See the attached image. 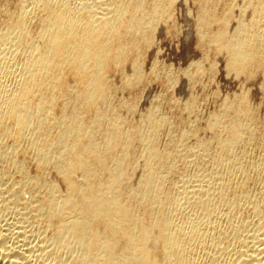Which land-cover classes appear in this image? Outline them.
Wrapping results in <instances>:
<instances>
[{"label":"bare ground","instance_id":"bare-ground-1","mask_svg":"<svg viewBox=\"0 0 264 264\" xmlns=\"http://www.w3.org/2000/svg\"><path fill=\"white\" fill-rule=\"evenodd\" d=\"M14 1L0 6V264H264V155L251 160L250 148L239 149L264 150L246 84L264 72V0L193 3L203 61L188 66L190 77L213 76L219 59L251 90L217 104L207 125L213 136L207 130L211 139L191 149L184 141L195 130H179L172 111L161 114L154 102L135 121L139 97L117 95L146 78L144 55L168 39L160 30L186 0ZM210 52L214 60H205ZM170 130L180 138L162 147L159 135ZM202 157L212 166L194 183L183 168ZM242 208L256 220L240 217Z\"/></svg>","mask_w":264,"mask_h":264},{"label":"rangeland","instance_id":"rangeland-1","mask_svg":"<svg viewBox=\"0 0 264 264\" xmlns=\"http://www.w3.org/2000/svg\"><path fill=\"white\" fill-rule=\"evenodd\" d=\"M6 0H0V6L5 2ZM9 3H8V5L11 7V8H13L14 7V4H15V1L13 0H7ZM190 0H188V2H187V0L186 1H184V3L183 2H180L179 4H177L176 6H175V8L176 9H178V10H176L175 8H174V13L173 14H176V15H174L173 16V19H172V21H169L166 25H168L167 27L165 26V27H163L160 31L162 32H160L161 33V35H163V37L165 38H167L168 36V39H164L161 35H159L158 33H159V31L156 33V39L157 40H160L159 38L160 37H162L161 38V40L162 39H164V40H160L161 42H156V45H155V48H153V49H149L150 50V52L149 51H147L148 53H150V54H152L151 55V58H152V56H153V58L151 59L150 58V54L148 55V54H146V55H144L145 56V59H143V65L144 66H148V70H147V68L146 67H143V69H144V72H145V74L147 73V75H146V78L142 81V82H140L136 87H134V88H132V89H128L127 91L126 90H120V91H118V93H117V95H118V99L119 100H123V101H125L126 99H128L127 101H125V102H130L131 100H134V98H136L137 96L139 97V99H138V102H137V105H139V103H140V105L138 106V107H140V108H138L137 109V105H136V107H135V109L136 110H134V112H133V115H132V117H133V119L135 120V121H138V120H140L145 114H147V112H148V109H150L151 107H153L154 106V104L155 103H157V104H155V106H154V108L158 111V112H160L161 114H162V112H166V113H163L164 115H166L167 113H168V115H170L169 113H171L170 111H172L173 113H174V115H173V113H171L173 116H172V119L173 120H170V121H172V122H176V123H178V125H179V130L181 129V131H184V129H185V131H188V130H190V129H192V130H195L194 131V133L193 132H191L190 134H189V136H187L186 138H185V145H186V147H188V148H194L197 144V141L199 140V139H203V140H207V141H209L211 138L210 137H212L213 136V134H211L212 132H211V130L209 131V127L207 126V125H209V123L211 122L210 120H213V118H215L214 116H215V113H217L218 111H219V109H221L222 108V106L221 105H223L226 101H228V100H231V99H233L234 98V96H236V95H238V94H240V91H241V93L243 92V90L245 89V90H251L252 89V93L250 92V91H248L250 94H251V97H250V94H249V97H250V101H252L250 104H252L251 105V107L252 108H256L255 110H256V115H258V119L256 120V122H258L259 121V123H257L256 125H260V126H262L263 125V123L262 122H260V121H262L259 117H261V116H259V114L260 115H262V117H264V101H262V100H264V89H263V87H262V83H263V79L262 80H260L263 76H264V72H260L259 74H257L255 77H254V79L251 81V79H247V81H246V79H242V78H240V79H242L241 80V82H242V85L240 84L241 82H240V79H239V77L237 78H234V79H230V78H232V77H229V76H227L226 75V70L225 69H221V67L220 66H225L224 65V63L222 62V61H220L219 59L217 60L216 59V64H217V69H216V71L217 72H214V73H212L213 74V76L211 75V73H206V74H204V77H206V78H202L201 76H200V78H199V80H198V78L196 79V82H195V76H192V77H190L191 75H189V71L190 70H192L193 68H194V66H195V64H196V61L198 62L201 58V56H202V61H203V51H202V49L200 48V46H198V41H199V39H198V35L196 34V31L194 30L195 28H193L192 26H193V23H192V20H193V17H195L194 15H196L195 13H197V12H195V9L197 8L196 7V3H195V0H194V2H193V0H191L190 2H189ZM11 2V3H10ZM14 2V3H13ZM192 4V6H193V3L195 4L194 6L196 7V8H194V6L192 7V6H190V4ZM179 5V6H178ZM182 6V7H181ZM187 6H189V8L192 10V11H190V12H193V14L191 13L190 14V12H187V10L186 9H188V7ZM177 7H179V8H177ZM186 8V9H185ZM194 9V10H193ZM198 9V8H197ZM175 10H176V12H175ZM189 10V9H188ZM198 11V10H197ZM186 12V13H185ZM195 12V13H194ZM185 13V14H184ZM0 17H3V13H0ZM186 15V16H185ZM191 15V16H190ZM192 17V18H191ZM189 18H191V19H189ZM174 20V21H173ZM191 20V21H190ZM175 22V23H174ZM191 22V23H190ZM33 23L35 24V20H33ZM170 23H171V25H170ZM173 23V24H172ZM178 23V24H177ZM192 24V26H190ZM177 26V27H176ZM175 27V28H174ZM181 27H183L182 29H181ZM191 27H192V29H193V33H191L192 31V29H191ZM168 28H169V30L170 31H168ZM170 28H174L175 30H171ZM183 33V34H181L179 37H178V34L180 33V31L178 30V29ZM233 29V28H232ZM234 30V29H233ZM233 30H231V32L233 31ZM195 31V32H194ZM163 32H165V34L163 33ZM168 32V33H167ZM179 32V33H178ZM196 34V35H195ZM172 35H174V36H172ZM177 35V36H176ZM160 36V37H159ZM182 36V37H181ZM176 37V38H175ZM194 37H196V38H194ZM170 38H171V40H170ZM175 38V39H174ZM172 39H174V40H172ZM177 39V40H176ZM179 39V40H178ZM197 39V40H196ZM197 41V42H196ZM159 43H161V44H159ZM197 45V46H196ZM156 47H157V49H156ZM160 47V48H159ZM198 48H200V49H198ZM154 50L156 51L155 53H154ZM146 52V53H147ZM152 52V53H151ZM201 52V53H200ZM159 54H161L160 56H159ZM210 54V55H209ZM208 54V56H206V57H204L205 58V60H206V58H208L207 60H214V58H215V54L213 53V52H210ZM201 55V56H200ZM157 56H159V59H157ZM213 56V57H212ZM154 57L157 59V60H155L154 59ZM212 58V59H211ZM153 59H154V61H153ZM199 59V60H198ZM148 60V61H147ZM200 60V61H201ZM147 61V62H146ZM150 61H153V62H151V63H149ZM199 61V62H200ZM195 64H194V63ZM219 64H218V63ZM157 63V64H156ZM223 63V64H222ZM147 64H150V65H147ZM170 65L172 66L171 68H169L170 67ZM218 65H220V66H218ZM174 66V67H173ZM188 66H189V68H192V69H188ZM149 67H151L150 69H149ZM219 68V69H218ZM225 68V67H224ZM176 71H174V70ZM178 69L179 70H181V72L180 71H178ZM183 69H185L186 71H184ZM161 70V71H160ZM167 70V71H166ZM183 70V71H182ZM128 71H130V72H128ZM170 71V72H169ZM174 71V72H173ZM178 71V72H177ZM169 72V73H168ZM172 72V73H171ZM186 72L188 73V74H186ZM127 73L128 74H131L132 73V71H131V69H129V68H127ZM166 73V74H165ZM173 73H176L175 75L173 74ZM179 73V74H178ZM183 73H185L186 75H187V78H184V77H186V75L184 74V77H182V75H183ZM224 73V74H223ZM263 73V74H262ZM150 74V75H149ZM158 74V75H157ZM169 74H173V75H171L172 77H171V79L168 77L169 76ZM214 74H215V76H214ZM153 75V76H152ZM209 75H210V77H212V78H214V80L216 81V82H212L211 80H213L212 78H209ZM263 75V76H262ZM148 76V77H147ZM176 76V77H175ZM189 76V77H188ZM203 76V75H202ZM225 76H227V77H225ZM260 77L259 79H258V77ZM121 76L120 75H114V77H112V79H111V82L114 84V86L117 88V87H121V85H122V78H120ZM155 77V78H154ZM162 77H164V78H161ZM179 77H181V78H179ZM195 77V78H194ZM208 77V78H207ZM229 77V78H228ZM121 80H120V79ZM166 78L168 79V80H166ZM175 78H176V81H174L175 80ZM191 78V79H190ZM227 78H228V80L230 79V81L232 80L233 82H230V81H228L227 80ZM255 78H257V81H255V82H253L254 80H255ZM149 79V80H148ZM158 79V80H157ZM182 80V81H180V80ZM184 79H186L187 80V84H189V85H187V84H185V86H184ZM189 79L192 81V79L194 80V81H192L193 82V84H192V82L191 81H189ZM202 79V80H201ZM206 79V80H205ZM208 79V80H207ZM209 79H210V81H209ZM237 79V80H236ZM153 80V81H152ZM157 80V81H156ZM163 80V81H162ZM178 80H179V82H178ZM201 80V81H200ZM213 80V81H214ZM246 82H248V83H246ZM249 80V81H248ZM116 83V81H117V83L115 84L114 82ZM120 81V82H119ZM148 81H150L149 83H148ZM174 81V82H173ZM199 81V82H198ZM205 81H208L209 82V84L208 85H206V82ZM237 82V85H238V83L241 85H239L238 87H237V85H236V82ZM250 81L252 82V84L250 83ZM259 81H260V83H259ZM181 82V83H180ZM183 82V83H182ZM191 82V83H190ZM201 82V83H200ZM205 82V83H204ZM120 83V84H119ZM156 83V84H155ZM167 83V85H165ZM179 83H180V86H179ZM197 85H196V84ZM200 83V84H199ZM212 83V84H211ZM250 84L249 86L251 87V89H249V87H247V86H243V85H246V84ZM254 83V84H253ZM255 83H257V87L255 86ZM174 85V87L173 86H171V87H168V86H170V85ZM192 84V85H191ZM195 84V85H194ZM201 84H204V85H202V89L200 88V86H201ZM211 84V85H210ZM260 84V85H259ZM179 86V87H177V86ZM190 85H191V87H190ZM210 85V86H209ZM183 88H182V87ZM253 86H254V88H253ZM141 87H142V89H141ZM179 88V89H177V88ZM194 87H195V89H194ZM197 87H199L201 90H204L202 93H201V91L200 92H196L197 90H196V88ZM208 87V88H207ZM240 87H241V89H240ZM242 87L244 88V89H242ZM259 87H260V90H262L263 91V93H262V91H260L259 90ZM145 90H144V89ZM173 89V90H171L170 91V89ZM175 88H176V91H174L175 90ZM185 88V89H184ZM198 88V89H199ZM205 88H206V90H205ZM240 90H239V89ZM256 88H257V90H256ZM142 90V91H144V95L142 94V92L140 91V90ZM164 89V90H163ZM192 89V90H191ZM196 90V91H195ZM218 90V91H217ZM244 90V91H245ZM123 91L125 92V93H123ZM132 93H131V92ZM137 91V92H136ZM174 91V92H173ZM199 91V90H198ZM220 91V92H219ZM256 91V92H255ZM127 92H129V93H127ZM136 92V93H135ZM167 92V93H166ZM196 92V93H195ZM219 92V93H218ZM239 92V93H238ZM135 93V94H134ZM200 93V94H199ZM222 95H221V94ZM123 94V95H122ZM125 94V95H124ZM127 94H129V95H127ZM163 94V95H162ZM174 94H176V95H173ZM196 94V95H195ZM214 94H215V96H214ZM216 94H219V97L221 98V100L219 99V97H218V95L216 96ZM232 94V98L231 97H227L228 95L230 96ZM171 95H172V97H171ZM194 95V96H193ZM197 95H199L198 97H197ZM124 96H125V98H124ZM135 96V97H134ZM177 96V97H176ZM192 96H193V98L196 96V98H192ZM223 96V97H222ZM121 97H123V98H121ZM128 97V98H127ZM164 97L166 98V99H164ZM169 97H170V100H169ZM175 97L177 98V99H175ZM189 97V98H188ZM216 97V98H215ZM225 97H227L228 99H226ZM254 97V98H253ZM142 98V99H141ZM198 98V99H197ZM218 98V99H217ZM223 98V99H222ZM131 99V100H130ZM173 99H175L174 101L177 103H173V104H171L173 101ZM188 99V100H187ZM192 99V100H191ZM195 99H197V100H199V101H197V100H195ZM252 99V100H251ZM257 99V100H256ZM139 100H141V101H139ZM157 102H156V101ZM164 100V102H162ZM165 100H169V101H166V105H165ZM224 100H225V102H224ZM190 101V103H188ZM194 101V102H193ZM220 101V102H219ZM255 101V102H254ZM256 101H257V103H256ZM155 102V103H154ZM159 102H162V103H159ZM169 102V103H168ZM171 102V103H170ZM182 102V103H181ZM187 102V103H186ZM198 103V105H197V108H195L196 107V104ZM215 102H217V103H215ZM219 102V103H218ZM254 102V103H253ZM256 103V104H255ZM160 104V106H161V108L159 107L158 108V106L157 105H159ZM162 104V105H161ZM191 104V105H190ZM218 104V105H217ZM153 105V106H152ZM172 106L171 108H169V107H167V106ZM185 107L186 105V108H184L183 106ZM219 106V107H221V108H217V106ZM176 106V107H175ZM177 106H179L178 107V109L180 108V110L181 109H183V110H177ZM199 107V108H198ZM159 110H158V109ZM169 108V109H168ZM189 108V109H188ZM139 109H141V110H139ZM263 109V110H262ZM145 110V111H144ZM188 110V111H187ZM198 110V111H197ZM218 110V111H217ZM260 110V111H259ZM141 111V112H140ZM144 111V112H143ZM191 111V112H190ZM201 111V114H199V112ZM260 113H259V112ZM143 112V113H142ZM146 112V113H145ZM179 112H181L180 114H179ZM183 112V113H182ZM189 112V113H188ZM258 112V113H257ZM184 113H185V116H184ZM193 113V114H192ZM179 114V115H178ZM189 114H191V115H189ZM196 114V115H195ZM212 114V117H211V119H210V115ZM136 116V118H135V116ZM183 115V116H182ZM186 115H188V116H186ZM192 115H195L194 117H193V119H191V116ZM198 115V116H197ZM206 115V117H204ZM138 116V117H137ZM139 116H141V117H139ZM200 116H202V118L203 119H201V117ZM170 118H171V116H169ZM175 117V118H174ZM178 117H180V119L178 118ZM184 117V118H183ZM196 117V118H195ZM179 119V121H178V119ZM183 118V119H182ZM205 118H207V119H205ZM176 119H177V121H176ZM210 119V120H209ZM260 119V120H259ZM263 119V118H262ZM181 120H184L183 122L181 121ZM202 120V122L204 121V120H208V122L206 123V121H204L203 123L201 122V124H200V121ZM182 122V125L181 124H179V123H181ZM194 122H195V124H194ZM197 123V124H196ZM186 124H190L189 126L188 125H186ZM254 126H256L255 124H253ZM184 126V127H183ZM188 126V127H187ZM260 126H257L258 128H255L256 130H260V132H257L256 130V132L257 133H255V134H257L258 136L262 133V132H264V126H262V127H260ZM187 127V128H186ZM260 127V128H259ZM184 128V129H183ZM200 129H202V130H205V131H200ZM262 129H263V131H262ZM210 132V134H209V132ZM200 131V132H199ZM207 131V132H206ZM205 132H206V135L204 136V134H205ZM167 133V134H166ZM166 133H163V134H160L159 135V141L161 142L160 143V145L162 146V147H165V145H167L168 143H170L171 142V140H173L174 139V141H177L179 138L177 137L176 138V136L175 137H173L172 135H174V133H172V130H170V131H166ZM201 133V134H200ZM203 133V134H202ZM165 134V135H164ZM198 134H200V135H198ZM210 135V137H209V135ZM167 135V136H166ZM191 135V136H190ZM203 135V136H202ZM197 136V137H196ZM207 136V137H206ZM189 137H191V138H189ZM168 138H170L169 140H168ZM187 139H188V142H187ZM191 139V140H190ZM192 139H195V140H192ZM209 139V140H208ZM166 141H168V142H166ZM188 144H187V143ZM191 142V143H190ZM166 143V144H165ZM194 143V144H193ZM243 144H241L240 145V147H239V149H246V148H250V153H249V157H247V158H251V160H253L254 158V156H255V158L256 157H258V158H256V159H254V160H258L259 158H260V160H262V158L261 157H263V155H264V150H262V149H260V147L259 146H250L249 147V144H247V145H244V143L246 144V142H242ZM244 145V146H243ZM193 146V147H192ZM242 146V147H241ZM247 146V147H246ZM243 147H245V148H243ZM255 147V148H254ZM254 149H256V150H254ZM242 150H239V151H242ZM261 150V152H262V154H261V157H259V155H260V153H258L259 151ZM252 151H254V152H252ZM192 153V151H189V153ZM252 152V153H251ZM255 155H254V154ZM258 153V154H257ZM257 154V155H256ZM250 156H252V157H250ZM205 158V159H204ZM210 157H202L201 159H199V161L197 162V164L196 163H194V165L192 164V165H190V166H188V168L187 169H184L183 168V170H185L184 172H183V175H185V178H187V179H189V180H191V181H193L194 183L196 182L195 181V177H197V175H199V174H201L202 173V171H204L205 169H209L212 165V160H211V158L209 159ZM246 158V162H247V164H245V161L242 163V168H246L247 167V165H248V162L249 161H251V160H249V159H247ZM202 160V161H201ZM204 160H206L205 162H208L207 163V165H206V163L204 162ZM264 161V160H263ZM202 162H203V164H202ZM243 164H245V165H243ZM198 167H197V166ZM204 166V167H203ZM208 166V167H207ZM245 166V167H244ZM203 168V169H202ZM7 170L9 171V169L7 168ZM201 170V171H200ZM224 170H225V168H224ZM31 171V172H30ZM29 172L32 174V172L34 173V171L33 170H30V167H29ZM198 172H201V173H199V174H197ZM205 173H207V172H205ZM51 176H53V175H51ZM56 176V175H55ZM55 176H53L54 177V179H55V181H57L58 180V178H57V176H56V178H57V180H56V178H55ZM53 177L51 178L50 177V179L52 180L53 179ZM54 179L52 180V181H54ZM217 181V180H216ZM217 182H219V181H217ZM197 184V183H196ZM256 184V185H255ZM254 185H253V189H252V192H254L258 187H260V183H255ZM257 188H256V187ZM256 188V189H255ZM255 189V190H254ZM260 189V188H259ZM259 189H257V190H259ZM254 190V191H253ZM255 194H258V192L256 191V192H254ZM25 198L26 197H28L29 199H30V197H31V194L30 193H25ZM27 198V199H28ZM173 207V206H172ZM171 207V208H172ZM245 208H242L241 210H240V212H239V209L237 210L238 211V215L240 216V217H243V216H245V217H248L249 219H251V221L253 220L254 221V219L256 220V217L254 218V216H252V215H250L248 212H246L247 210H244ZM244 212V213H243ZM240 213V214H239ZM247 213V215H245ZM252 216V217H251ZM224 217V216H223ZM222 217V218H223ZM253 218V219H252ZM222 221L224 222V218L222 219Z\"/></svg>","mask_w":264,"mask_h":264}]
</instances>
